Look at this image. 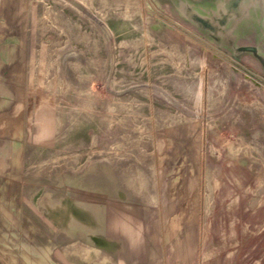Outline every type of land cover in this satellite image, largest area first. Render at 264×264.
<instances>
[{"label": "rangeland", "instance_id": "obj_1", "mask_svg": "<svg viewBox=\"0 0 264 264\" xmlns=\"http://www.w3.org/2000/svg\"><path fill=\"white\" fill-rule=\"evenodd\" d=\"M0 264H264V0H0Z\"/></svg>", "mask_w": 264, "mask_h": 264}]
</instances>
